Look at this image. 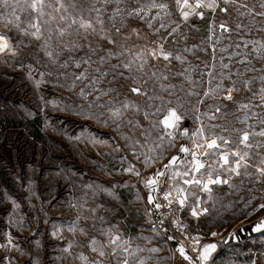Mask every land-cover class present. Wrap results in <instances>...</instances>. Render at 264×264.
Returning a JSON list of instances; mask_svg holds the SVG:
<instances>
[{
	"label": "snow or ice",
	"instance_id": "1",
	"mask_svg": "<svg viewBox=\"0 0 264 264\" xmlns=\"http://www.w3.org/2000/svg\"><path fill=\"white\" fill-rule=\"evenodd\" d=\"M0 9L7 13L0 14L3 27L8 31L14 28L20 37L13 43L11 37L0 34V54L15 57L36 42L38 52L47 60L45 64L37 55V62L44 64L45 68L72 67L76 70L62 73L64 79L72 78L70 90L78 82L87 81L77 95L87 101L89 109L99 111L84 113L81 107L76 114L83 113L86 119L102 122L106 127L115 125L113 130L117 134H120L122 122L131 126L130 131L136 138L121 135V139L132 150L133 158L141 162L145 169L153 164H161L162 158L167 156L166 162L148 177H143L135 164L123 169L124 173L141 179L148 190L144 215L148 217L150 228L147 231L152 236L125 234L121 231L124 226L122 221L114 222L99 216L101 227L97 234L89 236L84 228L79 229L81 235L88 237V243L78 246L87 247L92 256L80 252L75 258L82 264H163L161 259L156 258L162 251L161 247L149 245L154 238L160 237L176 241L175 234H168L169 228H172L183 239L170 249L171 259L175 261L178 255L181 264H215L214 254L217 253L218 244L203 242L206 234L200 233L199 224L195 229L197 234L193 235L191 223H185L182 217L186 212L196 221L206 216L209 209L204 205L213 199L214 187L227 186L239 191L247 181L253 186L247 189L249 192L255 186L264 189V0L251 4L248 0H194V3L190 0H70L67 5L64 0H54V3L47 0H12L11 3L10 0H0ZM70 10L75 14H69ZM205 10L213 15L209 26L212 36L216 35V27L220 30V35L211 45L212 62L204 63V68L198 73L200 81L189 74L195 69L184 68L177 74L188 84L207 85L201 91L192 89L186 92L187 97H196L191 110L196 114L195 122L200 124L190 137L187 128L179 131L185 118L179 111L183 107L182 98L177 96L175 101L171 99L176 96V86L167 84L169 76L159 71L157 65L164 62V67L171 71L173 61L181 65L188 63L185 54L192 49L180 47L182 42L186 44L188 40L182 29L189 25L192 17L205 19ZM18 11H30V14L26 20H22ZM217 12L231 19H222L217 25ZM233 32L237 39L228 47L219 48L221 55L217 69V45L225 34L231 40ZM253 32L260 35L250 38ZM52 75V71L39 72L36 89L46 83L45 76ZM109 75L112 76L108 81L109 86L98 87ZM31 78L29 75L28 79ZM122 80L132 81L130 92L142 97L143 104L134 103L127 96L123 101L117 99L122 85H112ZM257 82L259 87H256ZM150 83L159 85V93L155 86L151 89L148 87ZM54 86L63 87V84ZM113 93L116 95L113 96ZM160 93H166L169 99L165 100ZM241 93H244L243 97L238 98ZM89 96L94 98L89 100ZM165 105V118L162 121L153 120L152 117L157 116ZM205 106L207 112L204 111ZM233 107L234 111L231 110ZM129 110L134 116L125 121ZM236 113L242 115L237 116ZM201 116H207L209 121L227 120L229 116L235 117V120L206 127ZM233 122L245 127L232 128ZM217 128L222 130L220 134L215 133ZM229 131L238 133V138L223 134ZM177 135L182 139L190 138L191 146L184 143L178 145ZM149 143L151 147H148ZM141 148L147 151H139ZM115 150L120 149L117 147ZM213 156L217 159L206 163ZM213 164L219 167H213ZM234 178H239L240 183H234ZM163 184L167 185V190ZM204 196H207V200ZM256 199L253 196L246 201L245 207L251 206L249 215L264 213V196L259 198L258 206H252ZM12 207H19L15 200ZM70 207L76 208L77 205L71 204ZM90 211L96 217V209ZM22 224L23 221H20L19 226L22 227ZM239 230H243L242 225ZM69 231L75 232L76 226H71ZM252 231L264 233V219L256 223ZM218 235L211 232L212 238ZM229 235L235 238V233ZM6 240L7 243L0 247L20 251L11 234H7ZM223 243L227 244L228 241L224 240ZM72 247L73 244L69 243L63 252L72 256ZM189 247L195 255L189 254ZM21 255L24 253L21 252ZM251 264L257 262L253 260Z\"/></svg>",
	"mask_w": 264,
	"mask_h": 264
},
{
	"label": "rangeland",
	"instance_id": "2",
	"mask_svg": "<svg viewBox=\"0 0 264 264\" xmlns=\"http://www.w3.org/2000/svg\"><path fill=\"white\" fill-rule=\"evenodd\" d=\"M47 2L54 3V0ZM248 2L257 3L258 0H248ZM64 3L67 5L70 0H64ZM173 11H175L174 5ZM0 14L7 15L3 9H0ZM18 14L21 15L22 20H26L30 11H18ZM69 14L75 13L70 10ZM222 19H231V17H225L217 12L216 24L218 25ZM212 21L213 15L207 12L205 19L192 17L189 25L182 29L187 34L188 40L186 44L182 42L180 47L192 49L185 54L188 63L181 65L173 61L170 65L171 71L164 67V62L157 65L159 71L169 76L167 84L176 86V96L171 99L175 101L177 96L182 98L183 107H180L179 111L185 118L181 122L179 131H182L184 125L188 123L190 137L200 124L195 122L196 114L191 110L196 97H187L186 92L192 89L201 91L207 85L188 84L177 74L184 68L195 69L189 74L196 81H200L201 77L198 73L204 68L205 62L209 64L212 62L211 45L220 35V30L216 27V35L212 36L209 30ZM0 34L11 37L13 43L20 38L14 28L8 31L3 27L2 22H0ZM259 35L253 32L250 38ZM210 36H212L211 40ZM236 39L235 32L232 33L231 40L225 34V38L217 45V69L221 55L219 48L228 47ZM33 53L36 55H32ZM37 55L45 64L47 63L46 58L38 52L36 42H33L31 48L25 49L23 54L15 57L0 54V245L6 244V236L11 234L20 248V251H16L0 247V264H9V260L11 264H82L75 257L80 252H84L89 257L92 254L87 247L78 246L80 244L86 246L88 243V237L81 235L79 229L84 228L89 236L97 234V230L101 227L99 216L114 222L122 221L124 226L121 231L125 234L152 236V233L147 231L150 228L148 217L144 215L148 190L141 179L124 173L123 169L129 164H135L142 176L148 177L154 169L166 162L167 156L162 158L161 164H153L145 169L141 162L133 158L132 150L126 147L125 141L121 139V135L136 138L130 131L131 126L122 122L120 134H117L113 130L115 125L106 127L102 122L86 119L83 113L76 114L81 107L84 113L99 111L89 109L87 101L77 95L87 81L78 82L75 88L70 90L72 78L64 79L62 73L65 71L72 73L76 70L72 67L45 68L44 64L37 62ZM223 55L226 56L228 53ZM41 71H52L53 75L45 76L46 83L36 89L35 81L40 79ZM29 75L32 77L31 80L28 79ZM111 79L112 76L109 75L98 87L107 88ZM204 79L206 81L207 77L205 76ZM215 83L214 81L213 86ZM58 84H63V87L54 86ZM132 86L131 80H122L112 85V87H120L121 94L117 97L118 100L123 101L127 96L134 103L143 104L142 97L131 94ZM153 86L159 93V85L152 83L148 85L150 89ZM256 87H259L258 82ZM160 94L165 100L169 99L166 93ZM112 95L115 96L116 93ZM243 95L244 93L239 94L238 98H242ZM93 98L94 96H89L88 99ZM109 98L104 97V99ZM159 103L156 102L157 105ZM208 103L211 104L212 101L209 100ZM231 110L234 111V107ZM204 111H208L206 106ZM166 115L167 105L152 119L162 121ZM236 115L241 116L242 113ZM131 116H134V113L129 110L125 121ZM201 119L207 127L213 123L224 124L227 121H234L235 117L209 121L207 116H201ZM231 127L245 126L233 122ZM221 131L217 128L215 133L220 134ZM223 134L234 139L239 135L234 131ZM155 135L156 133L153 134V138ZM93 140L96 141L95 144L92 143ZM180 143L191 146V139L182 140L177 135V144ZM151 146L149 143L148 147ZM117 147L119 151L115 150ZM139 151H147V149L141 148ZM215 159L217 157L213 156L206 163H211ZM213 167L219 165L213 164ZM233 182L239 184L240 180L234 178ZM162 186L167 190L166 184ZM249 187L253 186L247 181L241 185L239 191L228 189L227 186L214 187L213 199L208 200L204 205L209 209L208 214L201 217L200 221H196L191 219L189 212H186L182 219L185 223H191L193 234L196 233L195 229L199 224L200 233L206 234L205 240L211 239V232L219 233L226 229L225 233H227L232 225L242 219L246 220L240 224L257 220L264 213L249 215L251 206L245 207V204L255 196L257 199L253 200L252 206H258L259 198L264 196V189L255 186L253 191L249 192L247 190ZM203 198L207 200V196ZM13 200L19 205L18 208L12 207ZM71 204H76L77 207H70ZM91 209H96V217H93ZM20 221H23L22 227L19 226ZM94 221L95 228H93ZM73 225L76 226L75 232L69 231ZM53 233H56L55 237ZM168 234H174L171 228ZM69 243L73 244L72 256L63 252ZM176 243L177 236L176 241H167L165 237H160L154 238L149 246L161 247L162 251L156 255V258L161 259L163 264H181L178 255L175 261L171 259L170 249L174 248ZM21 252L24 255H21ZM189 254L195 255L193 252Z\"/></svg>",
	"mask_w": 264,
	"mask_h": 264
},
{
	"label": "crops",
	"instance_id": "3",
	"mask_svg": "<svg viewBox=\"0 0 264 264\" xmlns=\"http://www.w3.org/2000/svg\"><path fill=\"white\" fill-rule=\"evenodd\" d=\"M262 219H264V215L257 220L240 224L246 220L242 219L232 225L227 233H225L226 229H223L222 232L219 231V237L205 240L204 242L218 244L217 253L214 254L215 264H251L253 260L257 264H264V233L252 231L253 226ZM241 225L243 226L242 231L239 230ZM231 233H235V238L229 235ZM224 240H227L228 243H223Z\"/></svg>",
	"mask_w": 264,
	"mask_h": 264
},
{
	"label": "built area",
	"instance_id": "4",
	"mask_svg": "<svg viewBox=\"0 0 264 264\" xmlns=\"http://www.w3.org/2000/svg\"><path fill=\"white\" fill-rule=\"evenodd\" d=\"M190 2H193V3H194V0H190ZM160 195L162 196L163 193H160ZM171 230H172V232L177 236V242H179L180 240L183 239V237H181L180 234H179L178 232L175 231V229H172V228H171ZM192 234H193V233H192ZM195 234H197V233H194L193 235H195ZM205 239H206V238H205ZM205 239H204V240H205ZM185 243H188V242L185 241ZM188 251H189V252H192V251H191V247L188 248Z\"/></svg>",
	"mask_w": 264,
	"mask_h": 264
},
{
	"label": "water",
	"instance_id": "5",
	"mask_svg": "<svg viewBox=\"0 0 264 264\" xmlns=\"http://www.w3.org/2000/svg\"><path fill=\"white\" fill-rule=\"evenodd\" d=\"M188 127H189V124L186 123V124L184 125V128H187V129H188ZM184 128H183V130H184ZM183 130H182V131H183ZM182 140H187V138H183Z\"/></svg>",
	"mask_w": 264,
	"mask_h": 264
},
{
	"label": "trees",
	"instance_id": "6",
	"mask_svg": "<svg viewBox=\"0 0 264 264\" xmlns=\"http://www.w3.org/2000/svg\"><path fill=\"white\" fill-rule=\"evenodd\" d=\"M246 230L248 231V229L246 228Z\"/></svg>",
	"mask_w": 264,
	"mask_h": 264
}]
</instances>
